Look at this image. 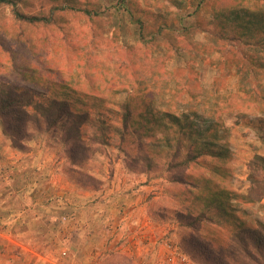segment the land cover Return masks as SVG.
Listing matches in <instances>:
<instances>
[{
  "label": "rangeland",
  "instance_id": "obj_1",
  "mask_svg": "<svg viewBox=\"0 0 264 264\" xmlns=\"http://www.w3.org/2000/svg\"><path fill=\"white\" fill-rule=\"evenodd\" d=\"M44 1L34 2L36 13L48 14ZM204 1L77 0L72 6L78 11L93 4L92 16L99 21L96 33L100 35L101 29L107 33L102 35L106 42L93 48L96 60L92 63L98 74L103 69L115 72L118 63L110 59V51L115 49L118 54L122 49L123 57L129 58L130 51L144 39L160 42L151 50L152 70L146 67L148 61L139 66L152 76L146 88L156 93L152 103L155 118L165 110L180 107V112L204 132L212 124L205 114L213 110L219 93H238L242 84L256 94L264 92V48L251 46L257 40L264 42V38L256 36L248 44L238 45L241 56L233 53L232 57L239 61L226 66V59L212 50L213 40L193 30L198 22L214 20L211 12L203 18L196 16L197 5ZM262 9L264 15V5ZM11 10L10 6L1 7L0 25L12 19ZM78 16L68 19L77 37L89 30ZM161 31L167 34L165 39ZM62 41L57 38L55 46ZM164 42L167 47L162 48ZM169 42L176 45L170 51ZM160 59L165 63H159ZM247 60L254 61L250 70L247 66L243 69ZM125 97L124 92L118 95L119 100ZM204 102L210 107H204ZM247 104L250 108L239 117L233 105L218 110L213 116L219 126L217 134L210 131L202 144L214 141L213 147L224 154L222 185L233 194L231 206L238 218L253 226L255 220L264 222V198L251 202L243 193L249 187L248 161L256 155L264 157V110L255 107L264 106V100L252 99ZM91 119L85 126L88 135L94 134L97 122ZM31 130L33 135L24 140L26 147L16 148L0 119V264H166L167 244L186 257L185 262L177 258L175 263L209 264L189 254L188 231L176 217L182 203L178 199L184 194L168 191L165 174L161 177L140 168H127L114 132L106 153L93 154L99 166L84 174L70 169L51 132ZM206 159L199 158L192 169L204 173ZM89 175L97 181H88ZM196 192L192 190L191 197ZM221 238L222 233L216 232L214 240L222 242Z\"/></svg>",
  "mask_w": 264,
  "mask_h": 264
},
{
  "label": "trees",
  "instance_id": "obj_2",
  "mask_svg": "<svg viewBox=\"0 0 264 264\" xmlns=\"http://www.w3.org/2000/svg\"><path fill=\"white\" fill-rule=\"evenodd\" d=\"M35 1L0 0V9H12V19L0 25V119L13 145L24 149V140L33 135L31 128L51 132L70 169L85 174L99 166L93 154L106 153L114 132L120 141L119 149L125 153L127 168H140L161 177L165 174L168 191L184 194L178 199L182 203L176 217L188 231L192 258L209 264H264V222L255 220L253 226H248L238 218L231 206L233 194L222 185L224 154L213 147L214 141L202 144L210 131L217 134L219 126L213 116L218 110L233 105L239 117L250 108L247 103L252 99L264 100V92L256 94L242 84L238 93H219L213 110L205 114L212 124L204 132L180 112V107L165 110L156 119L152 104L156 93L146 86L153 81L148 71L153 64L151 50L160 42L144 39L130 51L129 58L123 57L122 49L118 54L115 49L110 51V59L118 63L115 72L103 69L98 74L92 63L96 60L93 48L106 42L102 35L107 33L103 29L100 35L96 33L99 21L92 16L95 1L75 11L72 5L77 0H47L43 4L47 15L36 13ZM263 5L264 0H205L197 5L196 16L203 18L211 12L214 20L198 22L193 30L206 33L205 38L213 40L212 50L226 59V66L231 65L239 61L232 57L239 52L238 45L248 44L256 36L264 38ZM78 14L89 26L79 37L68 25L69 17ZM160 33L165 39L167 34ZM140 36L142 39L143 34ZM57 38L63 43L56 47ZM162 44V48L166 46ZM169 45L168 51L176 47L170 42ZM251 46L264 48V42L257 40ZM144 61H148V69L139 67ZM253 63L247 60L243 69L247 66L250 70ZM123 92L126 97L119 100ZM203 105L210 107L207 102ZM255 107L264 110L259 104ZM91 117L97 122L94 134L88 135L85 126L92 122ZM202 157L208 158L207 168L199 174L192 166H197ZM246 166L249 187L243 195L258 202L264 198V157L256 155ZM88 181L97 180L89 175ZM194 189L197 192L191 197ZM168 197L173 201V196ZM216 232L222 233V242L214 240Z\"/></svg>",
  "mask_w": 264,
  "mask_h": 264
},
{
  "label": "built area",
  "instance_id": "obj_3",
  "mask_svg": "<svg viewBox=\"0 0 264 264\" xmlns=\"http://www.w3.org/2000/svg\"><path fill=\"white\" fill-rule=\"evenodd\" d=\"M167 255H166V264H181L179 262L175 263V259H181V262L186 261V257L178 250V248H174L173 246L167 244Z\"/></svg>",
  "mask_w": 264,
  "mask_h": 264
}]
</instances>
